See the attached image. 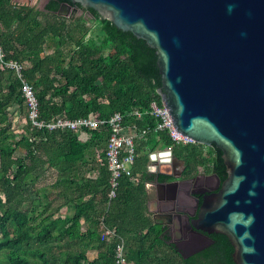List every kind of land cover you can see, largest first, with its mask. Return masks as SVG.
I'll return each instance as SVG.
<instances>
[{"label":"trees","instance_id":"16d2710c","mask_svg":"<svg viewBox=\"0 0 264 264\" xmlns=\"http://www.w3.org/2000/svg\"><path fill=\"white\" fill-rule=\"evenodd\" d=\"M62 2L51 0L41 10L15 0H0V40L6 60L24 63L23 79L33 86L39 103L38 120H108L121 113L126 131L137 138V155L148 143L150 151L172 147L167 134L154 130L157 121L152 116L145 113L137 120L129 115L152 102L162 104L156 50L101 18L94 9L87 8L94 16L88 24L83 19L75 22L58 15ZM95 24L100 25L102 37L87 38ZM145 130L148 132L141 139ZM109 135L107 125L79 132L37 129L29 119L21 79L0 64V264H115V250L122 240L127 264H193V257L183 258L176 250L168 228L146 216L141 187L136 196L137 189L123 176L116 201L109 205L110 172L104 155L101 197L105 209L115 203L111 212L90 217L97 225L104 218L114 232L108 239H100L94 246L90 244L95 235L92 231L82 236L80 220L89 218L84 208L64 220L53 219L55 212L41 214L44 218L36 226L37 219L32 220L21 208L25 194L31 193L50 167L61 177L58 194L66 196V175L71 178L87 149L106 144ZM20 148L25 149L24 156L19 155ZM172 148L186 162V177L198 174L200 167H209L222 181L227 178L223 154L217 147L195 143ZM126 190L127 197L122 195ZM117 204L125 207L126 213L120 216L125 221L122 224L115 219ZM64 205L67 203L60 207ZM92 247L99 248L100 253L90 261L87 252Z\"/></svg>","mask_w":264,"mask_h":264},{"label":"water","instance_id":"95a60500","mask_svg":"<svg viewBox=\"0 0 264 264\" xmlns=\"http://www.w3.org/2000/svg\"><path fill=\"white\" fill-rule=\"evenodd\" d=\"M64 1L58 15L94 9L156 50L176 128L220 149L227 168L196 198L195 229L227 234L236 264H264V0Z\"/></svg>","mask_w":264,"mask_h":264},{"label":"crops","instance_id":"0c3cea01","mask_svg":"<svg viewBox=\"0 0 264 264\" xmlns=\"http://www.w3.org/2000/svg\"><path fill=\"white\" fill-rule=\"evenodd\" d=\"M21 4H33L34 6L42 10V8H40L39 5L34 2H23ZM83 21L88 24L87 20ZM144 137L145 134L140 136L141 139H143ZM88 138L89 137L85 135L84 141H87ZM134 140L135 145L137 147L136 136H134ZM106 144H103L101 146L94 145L92 149H87L85 156H82L83 161L79 169L71 176V178H69V173L68 175H66V196L62 197V195L58 194V189L62 187L58 183V180L60 181L61 177L58 175V173L53 167L49 168V172L47 173L48 175L45 174L43 179H39L40 181H36L35 187H27L31 188L32 191L31 193L28 192V194H25V200L23 201L21 208H24V210L27 211L29 217L32 218V220L37 219L36 221H34L35 226L39 225L40 221L43 220L44 217L41 214H53L55 212L56 215L53 216V219L64 220L75 214L76 211L82 210V208H84L83 210L87 212V217L89 218L87 219L86 217H83L80 220V232L82 236H86L89 230L92 231L95 235L93 241H90V244L94 246H96V244H99V236L103 232L102 222L97 225L98 223H95L93 220L96 218V214L98 215V217H100L103 216L104 213L107 214L108 212H111L115 203H113L112 208L106 206L105 209V205H103L102 200L103 198L101 197V190H104V173H102V167L104 166L103 155L106 150ZM170 148L171 146H161L154 151H150L151 146L148 143V145L143 147V149L138 152L135 162L131 166H128V168L133 173L130 176H125V178H127L132 183L133 188L137 189V192L135 191L136 196L137 194L139 195L140 192L138 187H141L143 189L147 207L146 216L152 219L155 224L161 226H165L162 218H160V216L163 215L159 216L157 214L159 211L156 213L155 211L157 210L154 209L153 205L155 204L157 199H162L161 196L166 188L174 191L179 189L182 175L180 173L174 172L176 167L185 166L187 168L186 162L179 156L175 155L173 153V150H171ZM207 150L208 149L206 148V151ZM51 151L52 150H50L49 156L53 159ZM18 153L20 156H24L25 149L20 148ZM77 155H80V153H77ZM213 173V170L209 167H200L198 170V174L196 175L201 178L209 177ZM75 180H79L77 181L78 183H74ZM128 194L129 193L127 190L123 191L122 193V195H124L125 197H127ZM65 203H67V205L60 207ZM121 206L122 209L119 208L118 204L115 205L116 208H114V214L118 217H115V219H119V224L125 222L120 217L126 213L124 210V205ZM170 213L172 214V212ZM92 215L95 216L94 219L90 217ZM131 222H134V220ZM99 253V248L92 247L88 250L87 256L89 260L92 261L98 257Z\"/></svg>","mask_w":264,"mask_h":264},{"label":"built area","instance_id":"2783aa9c","mask_svg":"<svg viewBox=\"0 0 264 264\" xmlns=\"http://www.w3.org/2000/svg\"><path fill=\"white\" fill-rule=\"evenodd\" d=\"M0 64L5 69L13 70L22 82V96L29 109V119L33 126L37 129H46L48 131L56 130H72L79 132L82 129L94 130L101 126L107 125L110 135L107 141L104 153L107 168L110 172V190L108 193V201L110 203L118 196L120 182L123 176L132 174L128 166H131L137 157L134 135L126 131L124 127V115L115 113L108 120H100L95 117H85L76 120L57 119L40 121L39 119V103L35 95L33 86L23 79L24 63L15 60H6V53L0 40ZM147 113L157 121L155 131L163 132L168 135L173 146L190 145L196 142L184 135L176 128L170 110L162 103L158 105L155 102L145 105L143 108L134 109L129 115L140 120ZM145 130L143 134H146ZM172 146V147H173ZM172 147L170 148L172 150ZM101 240H106L109 236L114 235L106 223L102 220ZM115 264H127L125 256V243L122 240L115 250Z\"/></svg>","mask_w":264,"mask_h":264},{"label":"flooded vegetation","instance_id":"af4514ba","mask_svg":"<svg viewBox=\"0 0 264 264\" xmlns=\"http://www.w3.org/2000/svg\"><path fill=\"white\" fill-rule=\"evenodd\" d=\"M16 2L23 3H36L39 4L41 0H15ZM51 0H43V8ZM65 3L63 2L61 6ZM70 3V2H68ZM73 8L79 9L75 4ZM59 8V9H60ZM72 8V9H73ZM68 9H62L63 14H67L68 17L75 18L79 14L77 11ZM59 11V10H58ZM87 9H84V14L81 15V19L87 20L89 23V17L86 15ZM65 17V16H64ZM66 17V18H68ZM183 169V170H182ZM186 167H176V173H180L181 180L179 189L172 192L171 190L166 194L165 199H157L153 205L154 209L159 211L157 214L163 215L162 218L165 226L168 228L171 236V242L175 245L176 250L183 258L193 257V264H236L234 261L235 247L232 240L222 231L210 229L212 232L198 231L194 227L193 220L197 216L195 215L196 198H200L205 190H213L218 187V180L216 173H213L209 177H186ZM185 171V173H184ZM221 179V178H220ZM222 181V179H221ZM171 217L166 216L170 213ZM179 211L183 214L179 215Z\"/></svg>","mask_w":264,"mask_h":264},{"label":"rangeland","instance_id":"374dc122","mask_svg":"<svg viewBox=\"0 0 264 264\" xmlns=\"http://www.w3.org/2000/svg\"><path fill=\"white\" fill-rule=\"evenodd\" d=\"M43 4H44L43 0H41L38 5H39L40 8L43 9ZM89 37L96 38V39L99 38V37H102V31L100 30V25L95 24L91 28L90 33H89L87 38H89Z\"/></svg>","mask_w":264,"mask_h":264}]
</instances>
